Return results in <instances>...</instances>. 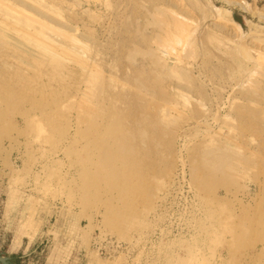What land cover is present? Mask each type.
Instances as JSON below:
<instances>
[{
  "label": "rangeland",
  "instance_id": "374dc122",
  "mask_svg": "<svg viewBox=\"0 0 264 264\" xmlns=\"http://www.w3.org/2000/svg\"><path fill=\"white\" fill-rule=\"evenodd\" d=\"M228 1L0 0V254L264 264V0Z\"/></svg>",
  "mask_w": 264,
  "mask_h": 264
},
{
  "label": "bare ground",
  "instance_id": "6f19581e",
  "mask_svg": "<svg viewBox=\"0 0 264 264\" xmlns=\"http://www.w3.org/2000/svg\"><path fill=\"white\" fill-rule=\"evenodd\" d=\"M192 1H194V0H191V2ZM200 1V0H199ZM225 1V0H224ZM226 2H227V4H234V2H230V1H228V0H226ZM195 3H198V2H194V5L193 6H195L196 4ZM186 4H189L188 2L186 3ZM191 4V3H190ZM205 6H207V8H208V11L210 12V14L212 15L211 17L213 18V21L215 22V23H217V24H219V23H221V25L223 24V25H225V26H227V27H236L237 28V30H238V24L232 19V17H231V15H230V12L229 11H227V10H225V9H221V8H218V7H213V6H211L210 4L209 5H205ZM248 10V9H247ZM208 14V13H207ZM209 14V15H210ZM208 17V16H207ZM223 18V19H222ZM261 18V17H260ZM167 25H168V22H167ZM177 25V24H176ZM175 24H174V22H173V24L171 25V27H175V28H177L178 26H176ZM166 28H168L167 26H166ZM170 28V27H169ZM169 28L168 29H165L166 31H165V35L167 34V33H169L168 32V30H169ZM174 28V29H175ZM179 28V27H178ZM170 30H171V28H170ZM196 30H197V28H196ZM161 31V30H160ZM172 31H173V29H172ZM194 31H195V29H194ZM167 32V33H166ZM238 33V32H237ZM249 34H247L248 36H249V39H257V40H259V41H261V42H263L262 44H264V27H257V26H254V25H251L250 26V28H249V32H248ZM162 34H164V32L162 33ZM171 34V33H170ZM172 35V34H171ZM171 35H167V38L165 39L166 41H164V42H169L168 40H170L171 41V39L170 38H172V37H168V36H171ZM162 37H164V35L162 36ZM162 37H159V38H157L158 40L157 41H160L161 43H162V45H163V43L164 42H162L163 40V38ZM166 37V36H165ZM162 38V39H161ZM169 38V39H168ZM162 40V41H161ZM192 42H193V40H192ZM194 43V42H193ZM158 51H162L163 52V50L161 49V50H158ZM164 52H166V51H164ZM160 58V57H159ZM181 58V57H180ZM158 61H159V59H157ZM178 60V59H177ZM157 61V62H158ZM160 62V61H159ZM177 91H179V90H177ZM249 92H251V90L249 91ZM254 92V91H253ZM176 93V92H175ZM179 94V93H178ZM178 94H175L176 96L178 95ZM251 94V93H250ZM179 96V98H180V95H178ZM182 96V95H181ZM184 97V96H183ZM186 97V96H185ZM186 99V98H185ZM185 101V100H184ZM183 101V102H184ZM186 102V101H185ZM216 155V154H215ZM223 154H221L220 156H219V158H221V156H222ZM210 156H212V155H210ZM209 156V157H210ZM225 157V156H224ZM222 158H223V156H222ZM214 159H215V157H214ZM220 160V159H219Z\"/></svg>",
  "mask_w": 264,
  "mask_h": 264
},
{
  "label": "crops",
  "instance_id": "0c3cea01",
  "mask_svg": "<svg viewBox=\"0 0 264 264\" xmlns=\"http://www.w3.org/2000/svg\"><path fill=\"white\" fill-rule=\"evenodd\" d=\"M9 243L6 247V250L4 253L0 254V257H3V258H7L8 260V264L11 263V261H13V264H16V262L21 258L22 261H26L25 259L27 258H30V252L29 251H22L21 253H15L17 252V250L14 249L15 245V240H14V237L10 240H8ZM45 263V262H44ZM58 264V263H56ZM66 264H69V262H66ZM76 264H84V262L82 263H76Z\"/></svg>",
  "mask_w": 264,
  "mask_h": 264
},
{
  "label": "water",
  "instance_id": "95a60500",
  "mask_svg": "<svg viewBox=\"0 0 264 264\" xmlns=\"http://www.w3.org/2000/svg\"><path fill=\"white\" fill-rule=\"evenodd\" d=\"M0 264H8L7 258L0 257Z\"/></svg>",
  "mask_w": 264,
  "mask_h": 264
}]
</instances>
